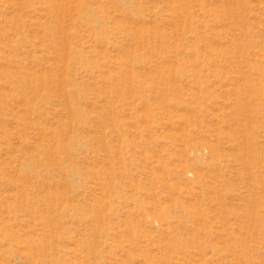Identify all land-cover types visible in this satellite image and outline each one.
Listing matches in <instances>:
<instances>
[{
	"label": "rangeland",
	"instance_id": "1",
	"mask_svg": "<svg viewBox=\"0 0 264 264\" xmlns=\"http://www.w3.org/2000/svg\"><path fill=\"white\" fill-rule=\"evenodd\" d=\"M0 264H264V0H0Z\"/></svg>",
	"mask_w": 264,
	"mask_h": 264
}]
</instances>
